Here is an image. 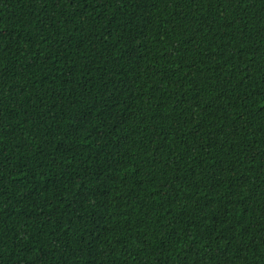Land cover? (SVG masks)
<instances>
[{"label":"trees","instance_id":"1","mask_svg":"<svg viewBox=\"0 0 264 264\" xmlns=\"http://www.w3.org/2000/svg\"><path fill=\"white\" fill-rule=\"evenodd\" d=\"M0 264H264V0H0Z\"/></svg>","mask_w":264,"mask_h":264}]
</instances>
